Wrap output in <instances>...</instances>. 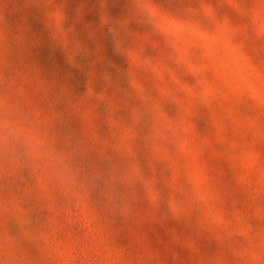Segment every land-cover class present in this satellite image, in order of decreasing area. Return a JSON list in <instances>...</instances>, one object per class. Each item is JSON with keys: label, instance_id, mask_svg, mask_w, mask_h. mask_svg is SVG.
<instances>
[{"label": "clouds", "instance_id": "1", "mask_svg": "<svg viewBox=\"0 0 264 264\" xmlns=\"http://www.w3.org/2000/svg\"><path fill=\"white\" fill-rule=\"evenodd\" d=\"M86 8L0 0V264H264V0Z\"/></svg>", "mask_w": 264, "mask_h": 264}, {"label": "rangeland", "instance_id": "2", "mask_svg": "<svg viewBox=\"0 0 264 264\" xmlns=\"http://www.w3.org/2000/svg\"><path fill=\"white\" fill-rule=\"evenodd\" d=\"M80 0H68L69 9H74ZM90 9V10H89ZM97 0H87V8L85 10V15L83 16L82 21L77 25V29L81 32V38L85 40L89 47H92L91 41L87 39V29L85 25L88 23H97L98 16H97ZM112 15H116L119 11L118 8H113ZM34 30L39 31V25L33 24ZM104 45L106 48V56L111 59L114 63L121 65V67H125L124 61L122 58L113 54L112 45L110 42V38L104 39ZM38 60L44 66H51L55 65L57 71L63 75L65 72L72 71L73 78L70 80V83L73 87L76 88L77 91H83V80L84 77L81 76L79 73H76L74 70L68 68V66L64 63L62 55L57 51L56 53L50 55L49 49L45 46L40 50V55Z\"/></svg>", "mask_w": 264, "mask_h": 264}]
</instances>
